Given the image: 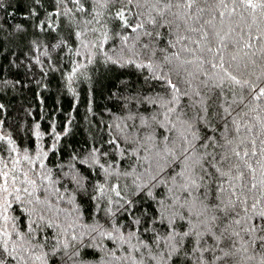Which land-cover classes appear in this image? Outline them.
Instances as JSON below:
<instances>
[{
    "label": "snow or ice",
    "instance_id": "1",
    "mask_svg": "<svg viewBox=\"0 0 264 264\" xmlns=\"http://www.w3.org/2000/svg\"><path fill=\"white\" fill-rule=\"evenodd\" d=\"M31 2L37 4L39 0ZM55 2L59 6L64 0ZM71 2L79 6L76 11H88L80 0ZM96 2L101 3V0ZM103 3L106 6L108 0H103ZM122 3L123 7L115 13L120 21L118 27L137 33L134 39L138 40L140 35L153 36L152 31L145 30L146 25H151L156 31L157 40L160 38L159 29L166 30L164 41L167 47L159 49L161 58L158 63L154 64L151 59L147 64H137L135 59L125 63L152 70L153 77L162 82L169 98L165 100L158 96L162 101L157 105L160 111L149 117H140V126L145 132L129 133L132 139L125 140L133 146L129 156L136 158L133 164L139 166L140 171L132 166L131 171L115 174L131 178L132 196L140 193L152 196V190L158 185L168 186V194L156 200L154 213L147 215L142 231L134 228L125 237L120 228L113 229V232L120 233V244L127 245L129 249L127 256L116 257L113 253V258L123 260L125 264H264V235H255L258 229L264 233V223H261L264 221V209L255 211L264 200V119L257 115L254 117L256 123L241 125L232 116L233 111L240 109L237 116L243 119L248 115L244 109L249 104H264V71L261 76H255L257 61L253 59L256 57L264 62V0H122ZM128 5L140 9L133 24L128 22L132 10L125 11ZM72 11L67 9L64 14ZM27 14L35 16V9L29 7ZM51 15L60 16L61 12L57 10L49 13ZM99 15L97 12L96 17ZM84 23L87 25L91 21ZM225 25L227 31L224 30ZM45 26L39 21L36 24L39 30ZM16 29L23 31L20 25ZM231 33H236V36H231ZM75 35L80 37L84 33L76 32ZM107 39L105 32L104 40ZM122 40L127 45L129 36L124 35ZM254 41L260 43L258 49ZM80 43L85 49L89 47V41L80 40ZM230 45L233 52L227 51ZM92 46L95 47L94 44ZM141 47L145 55L155 57L156 52L149 44ZM133 55L138 57L139 53ZM79 67L73 69V74L79 71ZM250 67L253 69L251 72L248 71ZM68 79L71 80L72 76ZM226 91L231 100L225 95ZM213 96L220 101L219 104L213 101L209 105L208 101ZM182 97L188 98V103L183 106L180 104ZM245 99H248V104H245ZM209 107L220 109L218 114L224 131L220 133L219 141L215 138V130L206 131L203 137L199 135L201 129L198 124L206 121ZM252 110L255 111L254 108ZM229 123L239 143L228 138ZM257 125L259 146L257 138H251ZM242 128L246 130L245 134H242ZM0 141L14 144L10 138L2 136ZM209 146L212 151L208 150ZM4 151L0 149V152ZM120 152L123 156L124 149ZM11 153L14 155L10 157L0 155V264H49V255L55 256L60 251L63 253L61 259L66 258L67 264L80 256L81 249L95 247L91 240L88 245L84 244L85 235L92 239L96 236L116 239L113 232L102 230V225L81 223L79 214L66 226L46 221L44 214L54 210L48 199L54 182L50 174L36 169L46 171L43 160L47 154L41 152L33 158L26 151L21 155L16 147L11 148ZM96 162L99 163L98 160ZM25 164L29 167L25 168ZM99 167L109 175L113 174L103 164ZM33 172L35 178L31 175ZM45 181H48L47 185ZM120 188L117 183L110 189L119 198L117 211L132 215L134 201L122 196ZM40 192L44 193L43 199L38 194ZM97 192L105 196V186L100 185ZM124 192L128 194L127 185ZM211 193L214 195H211L209 203ZM249 197L253 198L251 205ZM59 198L63 199V196ZM14 203L30 206L24 231L18 225V217L11 214ZM249 207L253 213H249ZM107 212L115 215L111 208ZM70 215L65 213L66 218ZM253 216L258 219L254 220ZM41 223L60 229L59 236L53 234L51 253L44 251L43 243H34ZM140 223L141 217L133 221L134 225ZM156 224L162 225L163 231L154 228ZM41 239L46 242L48 237L41 236ZM133 240L136 243H132ZM78 264L87 262L79 260Z\"/></svg>",
    "mask_w": 264,
    "mask_h": 264
},
{
    "label": "trees",
    "instance_id": "2",
    "mask_svg": "<svg viewBox=\"0 0 264 264\" xmlns=\"http://www.w3.org/2000/svg\"><path fill=\"white\" fill-rule=\"evenodd\" d=\"M80 3L88 11H76L79 6L71 0H64L59 6L55 0H39L37 4H32L31 0H23V3L20 0H0V24L3 25L0 28V136L10 138L14 142L13 145H8L5 141H0V149L5 150L0 152V155H14L11 153L12 147H16L21 155L26 151L33 158L41 152L47 154L43 160L46 171L39 168L36 171L50 174L54 182L48 194L54 210L44 214L49 223L66 226L67 222L74 220L79 214L83 224L96 223L108 232L120 228L126 237L134 228L143 230L147 215L154 213L156 200L168 194V186L158 185L152 190V196H145L143 193L139 196L131 195V178L115 174L131 171L132 166L136 167L137 172L140 171L139 166L133 164L136 158L129 156L133 146L125 140L132 139L129 133L145 132L140 126V117H149L160 111L157 105L162 101L158 100V96H163L165 100L169 97L162 82L153 77L152 70L125 62L135 59L137 64H147L151 59L154 64L158 63L161 58L159 49L167 47L164 41L166 30L159 29L160 38L157 40L156 31L151 25H146L145 30L152 31L153 36L140 35L137 40L134 39L137 33L118 27L120 21L115 17V13L123 7L122 0H108L106 6L103 0L101 3L96 0H80ZM29 7L35 9V16L27 14ZM67 9L73 11L65 15ZM128 9L132 10L128 22L133 24L140 9L134 5H128L125 11ZM57 10L61 12L60 16H49V13ZM97 12L100 13L99 17H96ZM89 20L91 23L85 25L84 21ZM219 20L217 15V21ZM38 21L45 23L43 30L36 27ZM17 25H20L23 31H18ZM224 30L227 31V25ZM76 32H82L84 35L77 37ZM105 32L108 35L107 41L104 40ZM124 35L129 36L127 45L122 40ZM231 36L235 37L236 33H231ZM80 40L89 41V47L85 49ZM144 44H149L156 52L155 57L145 55V50L141 47ZM254 44L257 49L260 47L259 42L254 41ZM227 51L233 52L231 45ZM133 53H139L138 57ZM253 59L257 61L255 76L259 77L264 71V62L256 57ZM77 66H80L79 71L73 74V69ZM248 71L253 69L250 67ZM69 76H72L71 80L68 79ZM225 95L229 100L232 99L227 91ZM245 96L247 97V92ZM213 101L220 103L213 96L212 100L208 101L209 105ZM187 103L188 98L182 97L181 106ZM245 104H248V99H245ZM237 111L240 109L233 111L232 116L236 117L241 125L256 123L254 117L257 115L264 119V104H249L248 108L244 109L248 115L243 119L237 116ZM219 112V108L209 107L206 121L198 124L201 137L206 131L215 130V138L220 140V133L224 130L221 128ZM231 119L232 117H229V120ZM232 127L229 123L228 138L233 139L234 143H239L231 131ZM245 132L242 128V134ZM259 136L257 125L253 128L251 138H257L258 146ZM113 140L115 144L109 143ZM120 149H124L123 156ZM208 150L213 149L209 146ZM216 151H219V148ZM100 164L113 174L104 172L99 167ZM24 167L29 166L25 164ZM31 175L35 178V172ZM37 183L39 184V181ZM117 183L121 186V195L134 201L132 215L123 210L117 211L116 201L119 198L110 190ZM47 184L48 181H45V185ZM100 185L105 186V196H100L97 192ZM125 185L128 186L127 195L124 192ZM53 192L56 194L53 195ZM38 194L41 199L44 198L43 192ZM61 195L63 199L59 198ZM211 195L214 193L210 194L209 203ZM256 198H259V194ZM120 203L123 204V201ZM252 203L253 198L249 197V205ZM28 207L30 206L26 204H13L11 214L18 217L21 231L25 230ZM108 208L115 212L114 216L107 212ZM56 209L63 211L58 212ZM262 209L264 200L257 205L255 211ZM253 212L249 207V213ZM65 213L71 215L66 218ZM137 217H141L140 225L133 224ZM253 219L258 218L253 216ZM32 227L35 228L36 225ZM153 227L163 231L162 225L156 224ZM53 234L59 236L60 229L41 223L34 243H43L44 251L51 253ZM113 235L116 237L114 240L100 236L92 239L85 235L84 244L88 245L91 240L95 247L81 249L80 256L74 257L73 261H68L67 264H78L79 260H84L87 264H125L123 260H115L112 254L116 257L127 256L128 246L120 244V233L113 232ZM255 235L264 233L258 229ZM41 236L48 237V240L45 242ZM245 239L247 240V236ZM132 243L136 241L133 240ZM187 247L185 242V248ZM256 250H259L258 241ZM62 255V251L57 252L55 256L50 254L49 264L53 261L56 264H65L66 258L61 259Z\"/></svg>",
    "mask_w": 264,
    "mask_h": 264
}]
</instances>
